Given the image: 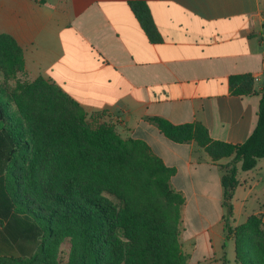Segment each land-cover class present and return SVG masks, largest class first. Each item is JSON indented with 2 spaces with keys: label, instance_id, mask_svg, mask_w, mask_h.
I'll return each instance as SVG.
<instances>
[{
  "label": "crops",
  "instance_id": "crops-1",
  "mask_svg": "<svg viewBox=\"0 0 264 264\" xmlns=\"http://www.w3.org/2000/svg\"><path fill=\"white\" fill-rule=\"evenodd\" d=\"M133 1L148 6L160 43L149 42ZM0 34L22 49L25 79L60 87L87 120L146 143L175 169L170 184L185 199L180 240L188 264H221V166L232 158L212 162L194 142L168 140L151 119L199 122L211 139L232 145L248 138L264 92V0H0ZM245 74L255 93L232 94L229 78ZM235 166L233 227L257 214L264 225V159L247 172Z\"/></svg>",
  "mask_w": 264,
  "mask_h": 264
},
{
  "label": "trees",
  "instance_id": "trees-1",
  "mask_svg": "<svg viewBox=\"0 0 264 264\" xmlns=\"http://www.w3.org/2000/svg\"><path fill=\"white\" fill-rule=\"evenodd\" d=\"M149 42H161L148 6L128 3ZM0 264H188L182 250L185 199L168 167L140 140L87 120L81 106L41 76L21 81L22 49L0 34ZM232 94L255 93L250 74L231 76ZM174 143L194 142L221 166L224 243L238 264H264L262 215L233 227L232 200L243 172L264 159V92L248 138L232 145L210 138L199 122L152 118ZM264 210V204L262 206ZM68 241L69 252H61ZM227 264L225 253L220 259Z\"/></svg>",
  "mask_w": 264,
  "mask_h": 264
},
{
  "label": "rangeland",
  "instance_id": "rangeland-1",
  "mask_svg": "<svg viewBox=\"0 0 264 264\" xmlns=\"http://www.w3.org/2000/svg\"><path fill=\"white\" fill-rule=\"evenodd\" d=\"M18 78L19 80L21 81H24V80H27L25 79L24 77V73L23 74H19L18 75ZM0 81L5 84L6 87H8L9 90L13 89L14 86H15V82L14 80H10V81H6L5 83L3 82V76L2 74L0 73ZM92 125H97V123H93L91 122ZM184 221H185V224L188 225L189 227V231L190 232H194L195 231V228H196V224H192L191 222V215L190 213H187V216L184 218ZM231 225L233 226L234 225V220L232 218V222H231ZM198 227V226H197ZM60 250L61 252L64 254V256H66L69 252V243L68 241H65L64 243H62L61 247H60ZM217 255L218 256H222V254L225 253V257H226V260H227V264H238L235 262V259H234V245H233V240L231 239H228L226 241V246L221 254L220 250L217 248Z\"/></svg>",
  "mask_w": 264,
  "mask_h": 264
}]
</instances>
